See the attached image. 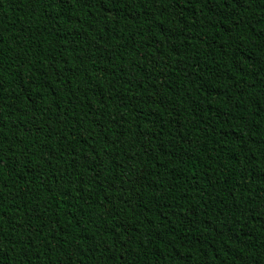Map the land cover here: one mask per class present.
<instances>
[{"label": "trees", "instance_id": "1", "mask_svg": "<svg viewBox=\"0 0 264 264\" xmlns=\"http://www.w3.org/2000/svg\"><path fill=\"white\" fill-rule=\"evenodd\" d=\"M0 264H264V0H0Z\"/></svg>", "mask_w": 264, "mask_h": 264}]
</instances>
